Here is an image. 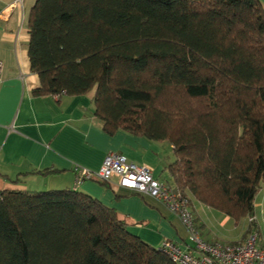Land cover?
<instances>
[{
  "label": "trees",
  "instance_id": "1",
  "mask_svg": "<svg viewBox=\"0 0 264 264\" xmlns=\"http://www.w3.org/2000/svg\"><path fill=\"white\" fill-rule=\"evenodd\" d=\"M35 95L93 93L110 135L168 143V185L235 221L264 182L261 0H37ZM55 170L45 169L43 174ZM20 179L13 181L19 183ZM244 237L258 229L249 220ZM75 189L0 191V264H177Z\"/></svg>",
  "mask_w": 264,
  "mask_h": 264
},
{
  "label": "crops",
  "instance_id": "2",
  "mask_svg": "<svg viewBox=\"0 0 264 264\" xmlns=\"http://www.w3.org/2000/svg\"><path fill=\"white\" fill-rule=\"evenodd\" d=\"M36 1L0 0V191L10 187L79 190L115 209L128 220L131 233L156 247L166 241L191 245L189 228L161 199L124 188L116 179L103 183L79 177V169L97 171L108 153L118 152L151 167L154 177L168 185V166L175 155L165 142L122 129L113 135L105 132L95 115L93 93L58 98L33 94L40 86L28 55L29 18ZM45 169L55 171L40 172ZM16 179L21 181L14 183ZM189 206L202 239L226 243L243 238L248 219L234 235L227 228L232 217L195 198ZM256 219L264 244L257 215Z\"/></svg>",
  "mask_w": 264,
  "mask_h": 264
},
{
  "label": "built area",
  "instance_id": "3",
  "mask_svg": "<svg viewBox=\"0 0 264 264\" xmlns=\"http://www.w3.org/2000/svg\"><path fill=\"white\" fill-rule=\"evenodd\" d=\"M79 172L82 179L103 183H111L116 179L120 186L161 199L176 212L190 230L191 245L166 241L159 247L177 264H264V248L258 229L250 232L243 241L227 244L217 242L212 245L205 243L196 228L188 198L155 178L151 167L147 165L130 161L124 154L112 153L97 171L81 168Z\"/></svg>",
  "mask_w": 264,
  "mask_h": 264
},
{
  "label": "rangeland",
  "instance_id": "4",
  "mask_svg": "<svg viewBox=\"0 0 264 264\" xmlns=\"http://www.w3.org/2000/svg\"><path fill=\"white\" fill-rule=\"evenodd\" d=\"M22 0H16V2L18 3V2H21ZM262 2V1H261ZM262 4H263V2H262ZM1 63H2V61H0ZM2 70H3V63H2ZM1 74H2V71H1V73H0V76H1ZM56 98H58L59 97V94H56V95H54ZM166 143V142H165ZM168 144V143H167ZM112 153H116V154H122V153H118V152H110V153H108L107 155H106V157L109 155V154H112ZM105 157V158H106ZM128 158V157H127ZM163 180H168V177H164V179ZM108 183V182H107ZM165 184V183H164ZM166 185V184H165ZM168 186V185H167ZM32 188H35V187H33L32 186ZM179 192V191H178ZM182 194V193H181ZM262 202L264 203V182L262 183V187H261V189L259 190V192L257 193V196H256V202L255 203H257V205H256V208H255V211H256V215H257V218H258V220H259V225H260V227H261V234H263L264 235V211H263V208H264V205H262ZM190 203V202H189ZM256 215H255V217L254 218H256ZM254 218H252V217H250V219H248V220H252V219H254ZM245 220H246V218H244V219H240L239 221H234V220H232V222H231V224L227 227L228 228V231H231L234 235L237 233V234H239V232L243 229V227H244V225H245ZM234 223H236V225L234 224ZM248 235V234H247ZM247 235L244 237L243 236V238L242 239H240V240H238V241H243L246 237H247ZM218 236H221V234H218ZM222 238H225V237H223V236H221ZM202 238V237H201ZM203 241L206 243H209V244H215V243H217V242H219V243H222V242H220V241H217V242H214V241H209V240H204L203 239ZM232 242H236V241H232ZM227 243H229V242H226L225 244H227ZM260 243H261V246L264 248V244L260 241Z\"/></svg>",
  "mask_w": 264,
  "mask_h": 264
}]
</instances>
